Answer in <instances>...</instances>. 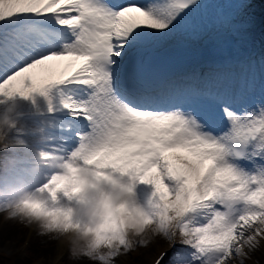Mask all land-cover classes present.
<instances>
[{"label": "snow or ice", "instance_id": "1", "mask_svg": "<svg viewBox=\"0 0 264 264\" xmlns=\"http://www.w3.org/2000/svg\"><path fill=\"white\" fill-rule=\"evenodd\" d=\"M211 5L0 0V97L59 88L63 108L81 124L70 153L102 148L103 159L115 158L133 175L150 171L157 189L178 194L179 229L194 239L180 241L191 251H178L175 264H232L264 237V81L254 66L238 86L230 73L185 84L147 77V53L203 31L208 15L229 23L224 8ZM65 88L86 96L64 95ZM49 105L54 111L51 97ZM166 211L161 228L175 242Z\"/></svg>", "mask_w": 264, "mask_h": 264}, {"label": "clouds", "instance_id": "2", "mask_svg": "<svg viewBox=\"0 0 264 264\" xmlns=\"http://www.w3.org/2000/svg\"><path fill=\"white\" fill-rule=\"evenodd\" d=\"M13 127L12 122L0 123V149L25 143L9 138ZM104 151L95 149L75 156L41 150L27 171L35 174L46 167L51 170L50 174L35 187H30L23 178L0 184V213L6 219L37 225L40 235L65 241L72 260L86 259L93 264H115L116 256L138 245L147 246L152 236L167 237L160 224L162 208L170 217L169 232L176 233L181 241L194 239L191 232L185 234L179 229L183 216L176 211L178 194L171 192L167 185L157 189L150 171L133 175L115 158L103 159ZM14 165L15 160L10 158L5 168ZM153 168L159 171L158 164ZM125 176L129 178L125 180ZM137 178L154 185L158 202L149 201L147 205L137 202ZM258 231L264 233V223L258 226ZM250 235L256 236V232ZM236 239L246 242L247 237ZM239 246L243 248L245 243ZM219 264H229V261L224 258Z\"/></svg>", "mask_w": 264, "mask_h": 264}, {"label": "bare ground", "instance_id": "3", "mask_svg": "<svg viewBox=\"0 0 264 264\" xmlns=\"http://www.w3.org/2000/svg\"><path fill=\"white\" fill-rule=\"evenodd\" d=\"M134 2H142V0H133ZM251 0H238L239 8L235 7V4L229 0H202V4L207 2L208 4H212L211 7H216L222 5L223 3L224 10L229 17V23L224 26L217 25L215 22H210L208 25L207 21L204 20V29L203 31L194 34V35H182V39L179 41L184 42V44L188 47V52L195 53L194 58L191 60V63L183 68L185 73H190L191 77L194 80L202 82L204 79L217 74V73H230L235 76L237 81V86L239 79L242 77V72L234 71L232 72L230 69H225V67L236 66L244 55H247L253 49H258L260 53L264 49V12L263 9L264 4L258 2L253 6H249V2ZM217 2V3H216ZM247 9H251L250 13H248L245 17H241V13ZM198 39H201L198 41ZM213 42L211 46H204L207 42ZM218 42H228L231 46H220L215 45ZM224 47H227L225 51L220 52ZM231 52L229 55L232 56V60L228 61L226 53ZM228 55V54H227ZM264 60V57H263ZM264 68V65L262 66ZM258 81H264V75L258 76ZM55 90H48L49 92H53ZM257 95H260L259 86L255 92ZM43 94L40 92H35L30 97H21L19 95L6 98L4 103L0 105V123L12 122L15 124V127L11 128L9 132V138L13 141L23 140L25 143L19 144L14 143L12 147L8 149H0V184L2 182H12L14 183L16 179L10 178L7 175L10 174V168H5V165L9 161V159L15 160V165L12 166L16 170H22L24 164H27L30 167L34 163V159L36 160L41 149L38 147L39 144H43L46 139L54 138L57 140L58 138L52 137V132L49 130L50 127H63L58 121H55L52 118H46V116H40L42 114H48L49 111V97H51L52 106L55 108H60L61 97L58 93L56 99H52V97H56L55 95L49 94V97L42 96ZM26 109V118L21 120L18 117H15V111L17 108ZM68 114V113H67ZM66 128V127H65ZM68 128H66L67 130ZM60 142L55 143L56 146H59ZM4 168V169H2ZM27 167H25L26 169ZM51 170H46L44 167L37 173V177L33 179H29L26 181L30 187L34 185H39L47 178V175L50 174ZM111 171V169H109ZM18 174L19 171H18ZM116 175H120L116 173ZM29 177H34L35 174H29ZM41 177V178H40ZM129 177L125 176L124 179L127 180ZM135 189L139 188V193L136 194V197H140L141 202L145 205L151 201L153 204L159 201L158 194L154 195L155 187L154 185L140 182L139 179L135 181ZM153 191L152 193H150ZM143 193V194H141ZM139 202V201H138ZM139 202V203H141ZM30 227H34L29 233H25V236H31V241L35 246L37 244L36 255L43 257L44 261L47 262L50 259V256L55 252V250H63L60 246H66L67 243L63 241L60 245L52 243L51 240L48 239V236H42V241H39L41 235L39 234L38 226L35 224L30 225ZM22 225L18 220H8L7 223L2 225L0 229V239L4 242L2 245L3 249L8 248L10 250H17L21 247V239L19 240L22 233ZM165 237L163 234H157L155 238V242L159 245L163 241H165ZM178 240H180L177 237ZM5 247V248H4ZM155 247V246H154ZM22 248L26 252H31L32 247L29 245H23ZM62 253V252H61ZM127 252H122L117 258H125V254ZM62 261V258L57 261L58 263ZM72 262H70L71 264ZM88 263V262H87ZM147 262H143L141 264H146ZM62 264L64 262L62 261ZM90 264V262H89ZM92 264V263H91ZM148 264V263H147Z\"/></svg>", "mask_w": 264, "mask_h": 264}, {"label": "rangeland", "instance_id": "4", "mask_svg": "<svg viewBox=\"0 0 264 264\" xmlns=\"http://www.w3.org/2000/svg\"><path fill=\"white\" fill-rule=\"evenodd\" d=\"M229 1H232V0H229ZM233 2L235 4V7L239 8L238 0H233ZM258 2H261V4H264V0H251L248 5L251 7L257 4ZM221 4L222 5H216V7L223 6V3ZM261 6H263V9L261 11L264 12V5H261ZM250 10L251 9L245 8V10L241 13V17H245L248 13H250ZM205 19H207L208 25L210 24V22H214V18L211 15L206 16ZM199 40L201 39H198V41ZM212 43L213 42L210 40V42H207L204 46H207V45L211 46ZM219 44L221 47L225 45L231 46L230 43L228 42L215 43V45H219ZM226 49L227 47H224L220 52L223 53V51H225ZM251 52L247 54V56H249V59L245 58L246 55H244L241 59L238 60L239 62L236 64V66L231 65L229 67H225V69H230L232 72L241 70L242 72L241 74L243 77L254 66L255 71L257 73V77L259 75H264V68L262 67L264 65V60H263L264 49L259 54H257V56H251ZM230 53L231 52L226 53L227 59L229 58L232 59V56L229 55ZM255 95L259 97V94L257 95L255 93ZM5 98L6 97H0V105L2 104ZM54 109H55L54 111H50V110L48 111V113L52 112L50 115L42 114L40 116L45 115L46 118H52L55 121H58L61 125H64L62 128L66 127L69 130L67 132H62L63 129H58L56 133H52V137L58 138L57 140H53V141L47 140L45 143L39 144L38 147L41 150H45V151H59V149H61L60 143H63V144L69 145V148L67 150L75 148L77 143L72 142V141L78 140V137L74 136L73 133L76 134V132L80 130L81 128L80 122L79 121L73 122V121H70V119L64 122V120L66 119V115L64 113L66 112L63 110H57V108L55 107ZM25 112H26V109H22L19 107L15 111V117H18L21 120L27 119L26 118L27 116L21 117V113H25ZM57 128H60V127H57ZM57 142H60L59 146L55 145V143ZM25 167L27 168L25 169ZM9 168H10V174L7 176L10 178H14V179L23 178L24 180H26V179H33L37 177V173H35V176L32 178L28 176L26 171L30 167L27 164L23 165L22 170H16L17 167L15 169L12 166ZM46 170H50V169H46ZM18 171L20 174H18ZM5 183L7 182H4V181L2 182V184H5ZM35 186H38V185H34L32 187H35ZM8 220L10 219H6L5 215L0 213V229L2 228L3 224L8 222ZM19 223L23 227L22 233H21L22 236H20L19 238V240L21 239V247L15 251L10 250L5 247H4L5 249H3L2 245H4V242L0 239V264H62V261L64 262V264H70V262H72L71 264H89V262L90 264L91 263L93 264V262L88 261L86 259L79 260V261L72 260L69 255L67 245L66 246L61 245L60 247L63 250L62 251L55 250V252L50 256V259L47 262H45L43 257H40L36 255L35 253L37 249L36 247L37 244L35 246L34 243L36 241L33 243L31 241V236L30 237L29 235L25 236L26 231L27 233H29V231L34 229V227H30V225H26L25 223H21L20 221ZM155 238H156V235L152 236L147 246L138 245L134 249L127 251V253L125 254V258H123V260H121L122 258L120 257L119 258L116 257L115 264H141L144 261L147 262L148 264H154L155 259L160 255L161 252H166V255L164 256L160 264H175L176 254L178 251L180 252H190L191 251L190 248L181 244L180 243L181 240H178L177 238L174 242L170 240L168 237H165V241H163L159 245L155 242ZM48 239L51 240L52 243H55L57 245V248H58V245L63 243V240L53 239L51 238V236H48ZM257 239L259 240V244L255 248L246 247L245 248V252L247 253L246 257L240 258V257L234 256L232 264H264V237H258ZM40 240L42 241V235H41V238H39V241ZM29 243L32 247V251L28 253L22 248V246L23 245L27 246L29 245ZM61 258H62V261L58 263L57 261H59Z\"/></svg>", "mask_w": 264, "mask_h": 264}]
</instances>
